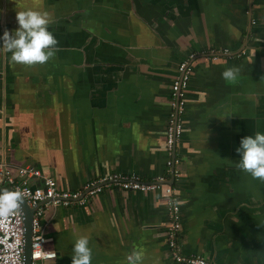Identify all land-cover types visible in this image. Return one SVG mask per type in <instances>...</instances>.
<instances>
[{
	"label": "crops",
	"instance_id": "obj_1",
	"mask_svg": "<svg viewBox=\"0 0 264 264\" xmlns=\"http://www.w3.org/2000/svg\"><path fill=\"white\" fill-rule=\"evenodd\" d=\"M21 6L49 11L57 46L33 65L0 49V158L71 190L100 173H164L170 85L194 52L173 182L182 251L264 264V180L235 165L240 137L264 132V0H0V32L17 26ZM228 67L240 69L231 82ZM41 207L56 251L46 264H70L79 235L90 264H129L130 254L177 264L158 191L111 188L86 205Z\"/></svg>",
	"mask_w": 264,
	"mask_h": 264
},
{
	"label": "built area",
	"instance_id": "obj_2",
	"mask_svg": "<svg viewBox=\"0 0 264 264\" xmlns=\"http://www.w3.org/2000/svg\"><path fill=\"white\" fill-rule=\"evenodd\" d=\"M215 49L208 53L215 54ZM223 52H228L223 49ZM196 56L189 53L177 63L176 75L170 85L169 112L164 129L166 151L165 172L144 179L136 172L100 173L84 182L79 188H62L58 182L39 167L11 165L0 158V185L21 193L29 206L34 207L31 219V264H46L56 257L54 249L46 248L49 238L41 224V203L52 206L86 205L92 198L111 188L124 191H158L166 208L167 221L164 226L165 243L170 258L177 264H219L201 254H184L180 242L182 214L174 180L181 175L180 159L176 154L177 143L184 129V114L187 110L186 91L192 72V61ZM38 180V183H34ZM23 215L15 209L8 215H0V264H23L24 242Z\"/></svg>",
	"mask_w": 264,
	"mask_h": 264
},
{
	"label": "clouds",
	"instance_id": "obj_3",
	"mask_svg": "<svg viewBox=\"0 0 264 264\" xmlns=\"http://www.w3.org/2000/svg\"><path fill=\"white\" fill-rule=\"evenodd\" d=\"M17 26L11 31L0 32V49L10 53V60L25 65L43 64L52 58L56 51L57 40L51 30V14L47 9L21 6L15 8ZM240 69L225 68L221 72L226 82L236 79ZM235 151L239 159L236 167L247 172L253 178L264 180V132L255 131L241 136ZM21 193L14 190H0V215H8L18 207ZM129 264H139L140 256L130 254ZM91 248L89 238L79 235L72 243L70 264H90Z\"/></svg>",
	"mask_w": 264,
	"mask_h": 264
},
{
	"label": "water",
	"instance_id": "obj_4",
	"mask_svg": "<svg viewBox=\"0 0 264 264\" xmlns=\"http://www.w3.org/2000/svg\"><path fill=\"white\" fill-rule=\"evenodd\" d=\"M14 190L11 187L0 185V190ZM15 191V190H14ZM23 215V226H24V242H23V264H31L30 259V242H31V219L34 212V207L28 205L26 200L21 196V200L18 203V207L16 208Z\"/></svg>",
	"mask_w": 264,
	"mask_h": 264
}]
</instances>
